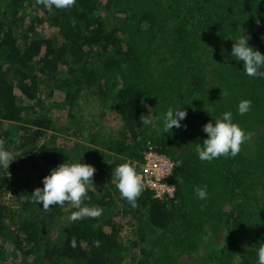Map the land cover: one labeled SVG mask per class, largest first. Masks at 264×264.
I'll use <instances>...</instances> for the list:
<instances>
[{
  "label": "trees",
  "instance_id": "obj_1",
  "mask_svg": "<svg viewBox=\"0 0 264 264\" xmlns=\"http://www.w3.org/2000/svg\"><path fill=\"white\" fill-rule=\"evenodd\" d=\"M18 1L0 0V140L16 154L8 170L0 168V253L12 247L23 264H258L264 244V78L247 76L230 53L245 33L264 54V0H76L67 10L44 9L38 21L55 29L47 37L32 33L35 24L26 23ZM62 65L69 68L67 78L58 76ZM50 78L55 87L49 95L74 117L81 140L72 147L58 141L54 130L61 127L47 107L36 108ZM241 100L251 101L244 115L238 113ZM92 102H103L118 118L110 131L97 126ZM170 107L184 108L181 124L187 127L164 133L155 117ZM224 112L246 133L258 132V139L235 158L202 162L195 151L207 138L202 126ZM148 114L155 122L144 125L141 117ZM148 141L174 159L168 181L176 196L160 200L144 192L132 208L121 199L112 170L126 155L141 157ZM65 162L95 167L96 189L82 206L102 208L99 218L69 223L76 208L45 211L32 202L43 177ZM98 171L105 172L101 180ZM205 186L207 199L201 200L195 189ZM121 208L137 234L128 243L120 240Z\"/></svg>",
  "mask_w": 264,
  "mask_h": 264
},
{
  "label": "clouds",
  "instance_id": "obj_2",
  "mask_svg": "<svg viewBox=\"0 0 264 264\" xmlns=\"http://www.w3.org/2000/svg\"><path fill=\"white\" fill-rule=\"evenodd\" d=\"M36 3L51 10H67L75 6L76 0H36ZM257 26L260 25L259 18L255 19ZM250 35L243 33L233 41L230 56L237 62L243 63V70L249 77L264 78V54L249 45ZM221 97H227L228 92L222 90ZM251 110L250 100H241L238 104V113L244 115ZM187 112L180 108H169L162 117H155L156 121L162 120L164 133H169L173 128H186L181 121L186 119ZM141 122L144 125L154 124L150 115H143ZM202 131L207 134V138L202 143L195 145V151L199 160L211 162L220 157L235 158L241 151V146L251 138V133H246L238 124L233 123L232 113L224 112L215 121L211 120L202 126ZM15 144L20 141L15 139ZM5 142L0 140V168L8 170L9 165L15 160L11 150L6 149ZM177 166L181 161L176 162ZM96 169L87 163H62L51 169L50 174L43 177V187H37L31 193L32 202L41 205L45 211L53 206L64 207L70 205L76 208L68 217L69 223L77 222L85 218L97 219L103 209L97 206H82L83 201L90 199L88 192L95 190L94 174ZM111 178L116 182V188L121 199H125L132 208L137 207V200L144 190L143 178L137 173L134 166L125 162L112 170ZM197 197L201 200L207 199L206 186L195 189ZM94 246H99V241L93 242ZM69 245L75 248L76 238L72 237ZM258 264H264V244L257 250Z\"/></svg>",
  "mask_w": 264,
  "mask_h": 264
},
{
  "label": "rangeland",
  "instance_id": "obj_3",
  "mask_svg": "<svg viewBox=\"0 0 264 264\" xmlns=\"http://www.w3.org/2000/svg\"><path fill=\"white\" fill-rule=\"evenodd\" d=\"M18 3H19L18 8H19L20 12H23L27 16L26 23L35 24L34 30L32 31V33L35 36L47 37V36H53L55 34V29L53 28L52 25H50L47 22V20H44L43 22L38 21V17H42L44 15L45 7L43 5L37 4L36 0H19ZM1 12L2 13L4 12L3 9L0 10V13ZM211 51H213V50H211ZM206 55L207 54L205 53V51L203 52V50H202V56L204 59H207ZM209 65L210 64H208V66ZM68 69H69L68 67H66L65 65H62L58 71V76H62V77L67 78V76L70 73ZM54 85H55V82H54V79H52V78H50L48 80V82L43 84L42 89L40 90V93H39V101H40L39 104L40 105L39 104L36 105V108L37 109L43 108L45 110V108L47 107L45 112H48L49 115L56 122L57 126L61 127L60 129L54 130V132H56L58 134V136H57L58 141L63 142V144L66 146L72 147V146H74V144L79 142L81 139L79 137L77 138L74 135L75 134V132H74L75 128L73 126L74 124L72 123V121L74 120V117L68 112V107L66 105L58 106L56 104L57 103L56 100H58V99L54 96L51 97L49 95V91L53 87H55ZM65 87H66V85L64 86V88ZM58 92L59 91H56V93H58ZM92 104H94V108H91L90 111L92 109L95 111L94 119H96V121H97L96 122L97 126L104 127L107 131H110L112 129L111 124L116 123L118 118L114 119L113 114L110 112V110L105 111V109H104L105 106H104L103 102H100V103L92 102ZM88 110L89 109L86 108L85 110H83V112L85 114H88ZM23 113H25V110H23ZM5 122H8V121H5ZM51 132H52L51 130H48V133H51ZM10 133L13 135L14 131L10 130ZM251 134H252L251 138L241 146V148L245 151H250L253 148L254 142L258 139L257 138L258 132H253ZM44 135H46V133L41 134L40 136L37 137L39 143H42L45 140L46 137ZM12 153H13V157H16L14 150ZM127 157H129V156L126 155V157H124V158H127ZM134 157H138V156H134ZM97 174H98L97 177H99V180L103 179L105 176L104 171H102V172L98 171ZM113 182H115V181L113 180ZM114 184H116V182ZM3 198L4 199H11L9 194L4 195ZM126 203H128V202L126 201ZM116 220L119 223V229H120L119 235H120L121 241L127 242V240H133V239L137 238L135 226L130 222L131 221L130 215L124 214L122 208L120 209V215L118 218L116 217ZM44 229H45L44 231H49V232L52 231V236H56L57 232L54 231V229L52 230V229H49L48 227H45ZM208 235H209V233L205 234L206 244L204 246V249H206V250H208V247L211 246V244H210L211 237H209ZM6 248H7L6 251L0 253V264H23L24 263L22 261V257L17 254V251H15L14 248L8 247V246ZM138 250H139V248H138ZM121 264H127V262L123 261Z\"/></svg>",
  "mask_w": 264,
  "mask_h": 264
},
{
  "label": "built area",
  "instance_id": "obj_4",
  "mask_svg": "<svg viewBox=\"0 0 264 264\" xmlns=\"http://www.w3.org/2000/svg\"><path fill=\"white\" fill-rule=\"evenodd\" d=\"M127 162L135 167L143 178L144 192H151L154 198L168 200L176 196V186L168 181L174 173L175 161L165 153L157 150L150 141L141 157L129 156Z\"/></svg>",
  "mask_w": 264,
  "mask_h": 264
}]
</instances>
